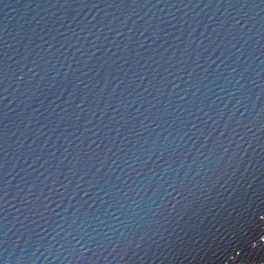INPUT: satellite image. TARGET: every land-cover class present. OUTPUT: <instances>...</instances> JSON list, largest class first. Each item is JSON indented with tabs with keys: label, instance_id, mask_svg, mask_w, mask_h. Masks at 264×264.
<instances>
[{
	"label": "water",
	"instance_id": "95a60500",
	"mask_svg": "<svg viewBox=\"0 0 264 264\" xmlns=\"http://www.w3.org/2000/svg\"><path fill=\"white\" fill-rule=\"evenodd\" d=\"M262 201L264 0H0V264H261Z\"/></svg>",
	"mask_w": 264,
	"mask_h": 264
},
{
	"label": "snow or ice",
	"instance_id": "6c2138e0",
	"mask_svg": "<svg viewBox=\"0 0 264 264\" xmlns=\"http://www.w3.org/2000/svg\"><path fill=\"white\" fill-rule=\"evenodd\" d=\"M22 79V77H21ZM262 206L260 207H253V206H249V208L247 209L248 215L250 217V223H249V230H255V229H260V232L258 233L259 237L264 239V201L261 202ZM222 227H224L222 225ZM234 227L232 229V231H234ZM219 232V230H217ZM232 231H229L228 228L224 229L223 233H219V234H214V239L218 238V235H223L224 233H227L228 236L232 235ZM227 238V237H226ZM229 245L233 246L235 248H239L240 252L244 251V248L241 247L240 243L237 242L236 240H229ZM264 247V246H262ZM232 260H237L238 259V255H233L231 256ZM261 264H264V261L261 262Z\"/></svg>",
	"mask_w": 264,
	"mask_h": 264
}]
</instances>
